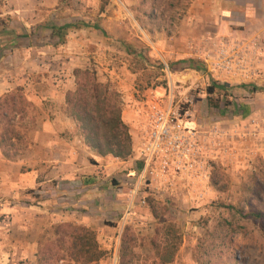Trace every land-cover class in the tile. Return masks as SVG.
<instances>
[{
  "label": "crops",
  "instance_id": "0c3cea01",
  "mask_svg": "<svg viewBox=\"0 0 264 264\" xmlns=\"http://www.w3.org/2000/svg\"><path fill=\"white\" fill-rule=\"evenodd\" d=\"M213 1L223 14L209 39L234 40L241 59V68L234 71L244 85L234 88L228 83L230 91L243 96L235 105L239 120L236 130L228 133L231 141L206 140L209 166L205 163L204 171L211 173L214 162L235 175L254 157L264 158V0ZM61 2L0 0V98L21 89L35 117L28 150L15 162L0 152V264L34 262L39 234L59 223L94 231L102 249L108 250L103 240L111 229L123 230L132 177L140 167L133 157L140 136L134 76L126 77L125 67L113 68L112 59H122V53L101 42L97 26L70 29L63 33L65 41H59L54 29L72 27L59 19ZM114 29L115 25L105 30L112 36L111 46L120 40L131 49L133 42L146 44L144 33L138 41L123 26L119 39ZM154 45L157 51L170 49L173 55L182 50L176 42ZM194 48L188 45L182 54L188 56ZM130 59L126 55L125 61ZM93 67L102 83L114 84L122 95V119L133 138V152L126 161L91 151L66 114V95L75 89L74 71ZM249 82L254 84L248 86ZM193 184H197L193 190L208 187L206 181ZM39 189H46L47 198L36 196ZM175 191L173 200L179 203L182 186ZM137 207L126 223L144 224Z\"/></svg>",
  "mask_w": 264,
  "mask_h": 264
},
{
  "label": "rangeland",
  "instance_id": "374dc122",
  "mask_svg": "<svg viewBox=\"0 0 264 264\" xmlns=\"http://www.w3.org/2000/svg\"><path fill=\"white\" fill-rule=\"evenodd\" d=\"M154 1L62 0L60 7L62 17L59 19H63L62 22L65 21L68 24L71 22L72 27L66 29L65 33L74 28L97 26L101 42L124 55L121 54L120 60L112 59V65L116 70L125 67L126 77L129 74L134 76L132 86L137 91L136 106L147 101L151 93L170 96L172 91L174 104L184 105L186 101L189 102V108L193 112L192 127L203 132V142L206 143L208 138L224 142L231 141V135L228 133L236 130V121L239 120L236 119L239 113L236 112L235 105L243 96L230 91L231 88L226 92L217 91L208 96L207 88L214 81L221 85L232 83L234 88L244 84L240 80H231L214 72L204 60L206 53L219 54L220 40L214 41L209 38L216 34L215 26L223 12L214 5L213 0H184L182 3L180 0L174 2L159 0L158 7L154 6ZM176 13H182V18L172 20L171 17ZM114 25L115 37L118 31L126 26L132 31V37L138 41L137 36L144 33L146 44L141 46L133 42L134 44L131 45L134 48L131 49L128 43L120 40L111 46L112 36L107 32ZM118 36L120 39V34ZM59 41H65V37ZM162 41L164 46L167 41L176 42L182 46L180 48L182 50H187L188 45L193 44L196 46L195 52L186 56L182 50L180 54L174 52V55L170 49L157 51V46L154 44ZM127 49L130 51L128 52ZM125 53L127 58H132L128 62L125 61ZM190 63L198 67V70L190 69L189 67L192 66ZM88 70L95 71L98 76L96 67ZM109 84L117 89L114 84ZM253 84L249 82L247 85ZM13 95L25 98L23 92L17 94L15 91L0 99L3 101L7 96ZM244 97L248 98V96ZM19 109L20 113L15 118V127L20 136V142L16 144L20 157L28 150L31 143L30 132L35 117L27 100L26 104L19 105ZM139 121L141 122V117ZM239 125L241 129L242 126ZM244 130L248 131L247 128ZM213 132L214 134H211ZM262 159H264L262 156L254 157L249 167L235 175L226 173L223 166L210 162L212 168L206 181L208 187H197L193 190L196 183V185L193 183L188 185L189 183L184 180L179 181L176 188L180 186L183 188V191L179 192V203L173 200V194L178 193L175 191L176 188L146 191L143 197L146 198L147 204L138 206L135 211L143 218L144 224H138L137 220L130 224L126 223L129 215H133L134 208L130 213H127V209L124 216L125 224H123V230L125 227H130L139 239L136 251L140 255L141 262L159 264L150 246V239L155 235L159 224V220L155 218L151 209V201H154L164 207L159 209L158 213L163 215L164 219H172L176 222L183 233V244L173 264H264V230L260 221L247 217L253 210L264 212V184L261 190L259 187L256 188L248 178L249 173L255 171L254 169L260 165ZM214 171H216L215 174ZM212 182H217V186L213 187ZM245 184L260 195L256 196L254 193L245 191ZM39 191L47 193L46 189H39ZM39 191H36V196L47 198L48 194H40ZM202 193L204 196L201 197ZM51 226H46L39 236ZM123 230L120 232L117 229H111V233H107V238L103 242L106 241L108 250L104 251L108 255L99 264H119V247ZM99 245L101 248L104 246L101 242ZM21 264H36V258L34 262L24 261Z\"/></svg>",
  "mask_w": 264,
  "mask_h": 264
},
{
  "label": "trees",
  "instance_id": "16d2710c",
  "mask_svg": "<svg viewBox=\"0 0 264 264\" xmlns=\"http://www.w3.org/2000/svg\"><path fill=\"white\" fill-rule=\"evenodd\" d=\"M182 1L184 2L180 0V3ZM158 3L159 0H155L154 6L158 7ZM182 16V13H176L171 19H181ZM68 28L71 26L54 29V35L62 40L63 33ZM189 68L198 70L195 65ZM74 77L75 89L66 95V114L76 124L84 144L99 156L128 160L133 152V138L128 125L122 119L121 93L109 83H102L95 71L76 69ZM229 88V84L221 85L214 81L207 88V94L211 96L217 91L226 92ZM21 92V89L16 91L17 94ZM16 97L13 95L7 96L3 101L0 99V152L12 162L17 161L20 155V151L16 149L20 136L16 131L15 118L20 113L19 105L26 104L24 96H18L17 99ZM260 161V165L253 173H249L248 178L256 188L263 190L264 159ZM212 183L213 187L218 184ZM252 190V187L245 184V191L260 195ZM161 208L164 207L151 201L152 213L159 220V224L155 235L150 239V246L159 264H173L183 244V233L176 222L164 219L163 215L158 213ZM247 217L260 221L264 230L263 211H250ZM138 242L139 239L133 230L125 227L119 247V264H143L136 251ZM37 244L36 264H99L108 255L100 247L94 231L71 223L52 225L39 236Z\"/></svg>",
  "mask_w": 264,
  "mask_h": 264
},
{
  "label": "built area",
  "instance_id": "2783aa9c",
  "mask_svg": "<svg viewBox=\"0 0 264 264\" xmlns=\"http://www.w3.org/2000/svg\"><path fill=\"white\" fill-rule=\"evenodd\" d=\"M220 42L219 54L206 53L204 60L214 72L237 79L234 69L241 68L238 46L233 41ZM188 104V101L184 105L174 104L172 91L170 96L151 93L147 101L138 104L140 136L133 157L140 167L132 177L127 213L135 206L147 204L143 197L146 191L171 190L183 180L207 181L209 173L204 171V165L208 147L203 142V132L192 127L193 112Z\"/></svg>",
  "mask_w": 264,
  "mask_h": 264
}]
</instances>
